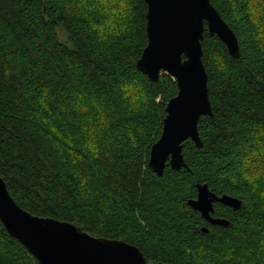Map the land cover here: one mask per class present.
Masks as SVG:
<instances>
[{"label":"trees","instance_id":"1","mask_svg":"<svg viewBox=\"0 0 264 264\" xmlns=\"http://www.w3.org/2000/svg\"><path fill=\"white\" fill-rule=\"evenodd\" d=\"M239 57L206 29L213 116L188 167L149 166L177 80L152 81L145 0H0V175L26 211L140 247L149 262L264 264V13L252 0H211ZM263 6V5H262ZM261 17V18H260ZM197 184L239 198L214 225L189 206ZM0 220V264H40ZM208 231H203V227Z\"/></svg>","mask_w":264,"mask_h":264},{"label":"water","instance_id":"2","mask_svg":"<svg viewBox=\"0 0 264 264\" xmlns=\"http://www.w3.org/2000/svg\"><path fill=\"white\" fill-rule=\"evenodd\" d=\"M148 43L137 61L152 81L162 72L178 83L176 96L167 101L161 137L151 147L149 166L162 176L167 163L175 169L188 167L183 143L192 139L198 146L202 116H213L208 74L203 60L205 31L217 36L233 57H239L237 35L224 21L211 0H145ZM0 175V220L8 233L19 240L40 264H169L149 262L137 245L123 239L95 236L72 222L41 217L22 208ZM197 197L188 201L211 224L228 226L215 217V202L239 209L242 201L213 192L208 184H197ZM208 231L207 227L202 228Z\"/></svg>","mask_w":264,"mask_h":264},{"label":"rangeland","instance_id":"3","mask_svg":"<svg viewBox=\"0 0 264 264\" xmlns=\"http://www.w3.org/2000/svg\"><path fill=\"white\" fill-rule=\"evenodd\" d=\"M252 7H253V12L254 16L256 17L255 19L259 20V16L264 13V0H252ZM263 5V6H262ZM261 18V17H260ZM258 177L264 180V176L260 174V171H258Z\"/></svg>","mask_w":264,"mask_h":264},{"label":"flooded vegetation","instance_id":"4","mask_svg":"<svg viewBox=\"0 0 264 264\" xmlns=\"http://www.w3.org/2000/svg\"><path fill=\"white\" fill-rule=\"evenodd\" d=\"M215 203H217V202H215ZM214 205V204H213ZM214 207H215V205H214ZM215 212V211H214ZM213 216H214V213H213ZM215 217H218V216H215ZM208 222V221H207Z\"/></svg>","mask_w":264,"mask_h":264}]
</instances>
